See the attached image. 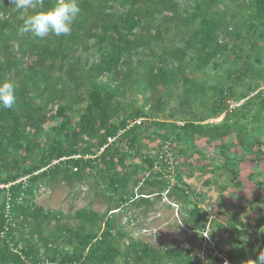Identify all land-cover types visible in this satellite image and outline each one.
<instances>
[{
	"label": "trees",
	"instance_id": "1",
	"mask_svg": "<svg viewBox=\"0 0 264 264\" xmlns=\"http://www.w3.org/2000/svg\"><path fill=\"white\" fill-rule=\"evenodd\" d=\"M55 3L43 0V7ZM79 4L70 35L41 40L18 33L23 20L41 9L17 10L11 0H0V80L14 82L17 96L11 109H0V264H219L223 255L203 263L189 248L135 238L122 216L128 205L152 207L167 191L185 204L182 227L197 240L210 220L202 205L206 195L173 159L189 150L206 158L197 144L205 138L217 156L203 165L226 175L225 191L242 188L238 167L246 157H264V44L258 43L264 39V0ZM207 69L222 72L219 83L198 79L195 73ZM249 78L237 98L235 86ZM136 85L150 93L146 106L122 100ZM172 98H180V107L164 114ZM195 100L202 106L210 101V115L225 114L223 119L187 117ZM254 102L258 124L250 129L244 121ZM138 118L144 120L134 123ZM154 139L158 151L148 153L144 148ZM77 179L99 187L104 211L84 207L63 214L37 204L42 186ZM259 188L253 222L229 218L227 239L216 232L222 221L210 223L216 249L234 264H251L264 251V183ZM224 240L230 248L220 246Z\"/></svg>",
	"mask_w": 264,
	"mask_h": 264
},
{
	"label": "rangeland",
	"instance_id": "2",
	"mask_svg": "<svg viewBox=\"0 0 264 264\" xmlns=\"http://www.w3.org/2000/svg\"><path fill=\"white\" fill-rule=\"evenodd\" d=\"M264 39H259V45H263ZM256 48L253 49L252 55L257 53ZM232 53V52H231ZM138 62H135L134 68L137 70ZM144 64V62H143ZM142 65V63H141ZM136 73V72H134ZM198 79L202 81H208L211 83H219L221 80L222 72L220 70L207 69L205 72L195 73ZM219 74V75H217ZM251 78L247 81H241L235 86L236 97L238 98L241 92L248 90V86ZM264 91V84L260 85L259 90ZM182 89L176 91L181 92ZM85 91V88L83 89ZM258 91H254L251 95L256 94ZM138 85L130 87L123 96L122 100L125 103H134L135 105L142 106L147 103V97ZM154 102V98H151ZM180 98H172L170 103L166 106L164 114H169L173 109L180 107ZM245 99L239 100L236 103H232L231 107L241 105ZM84 104L77 105L81 107ZM207 105L210 106V101H207ZM208 106H202L200 100H195L192 107L194 112L189 114L187 117L195 115L197 119L205 118V122H220L225 114L219 117H213L210 115L211 111ZM256 104L252 105L249 110L250 117L244 121L247 126L252 129L258 124V120L254 119ZM148 108V105L147 107ZM165 117H167L165 115ZM154 139L151 141V145L144 149L149 153L155 154L158 151ZM198 146L206 154V158L199 157V153L195 152L191 155L189 150L186 154H179L173 159L174 164L182 163L181 169L184 172V176L187 182L200 189L201 192L205 193V199L202 201L203 207L209 213V224L207 230L204 231L203 235L199 239H195L192 232L185 233L184 227H182V217L185 211V204L178 199L168 196V192H164L163 199L158 200L152 207H146L142 205L140 208L128 205L126 211H124L122 220L125 223L127 230H134V237L141 239L153 244L157 247H163L165 244H169L174 247L189 248L192 252L199 254L203 263H206L212 255V261L216 256L223 255L222 260L219 264H234L225 255L220 253L216 249L218 244L211 237L212 220L222 221L225 224L224 227L217 229L216 232L221 234L224 239L229 238L231 227L228 224V219L235 216H240L245 221L253 222L257 213L256 208L253 207V198L256 194H261L263 191L259 188V183H264V157H255L254 155L246 157L240 164V178L242 179L243 185L239 190H235L232 185L228 186L225 191H221L222 186L227 184L226 175L220 172V170L214 171V165H207L204 167V163L211 164V159L216 157L213 144H209L205 138L198 140ZM174 166V165H173ZM205 168V169H203ZM163 170V169H161ZM173 174L176 173L175 168L172 167L170 170ZM169 171H165L168 174ZM169 175V174H168ZM173 181L175 180L174 177ZM211 180L209 185H205V181ZM90 181V182H89ZM92 180H75L72 183L62 181L51 186H42L38 191L36 202L39 205L44 206L47 209L61 210L63 214L75 213L77 210L87 207L93 208L98 211H104L107 207V201L103 197L98 195L99 187L92 186ZM154 200L155 196L152 197ZM139 216V219L131 220V217ZM73 225L79 223L78 220L72 219L69 221ZM55 223V220L53 221ZM51 226L48 227V231ZM129 242V239H125ZM126 241H124L126 243ZM221 247L226 249L230 248L228 242L225 240L220 243Z\"/></svg>",
	"mask_w": 264,
	"mask_h": 264
},
{
	"label": "clouds",
	"instance_id": "3",
	"mask_svg": "<svg viewBox=\"0 0 264 264\" xmlns=\"http://www.w3.org/2000/svg\"><path fill=\"white\" fill-rule=\"evenodd\" d=\"M11 4L17 10L41 9L27 16L18 28L21 36L31 34L41 40L49 36L70 35L81 13L79 0H56L54 6L46 9L43 7V0H11ZM16 102L14 82L0 80V109H11ZM250 261L251 264H264V251Z\"/></svg>",
	"mask_w": 264,
	"mask_h": 264
},
{
	"label": "built area",
	"instance_id": "4",
	"mask_svg": "<svg viewBox=\"0 0 264 264\" xmlns=\"http://www.w3.org/2000/svg\"><path fill=\"white\" fill-rule=\"evenodd\" d=\"M143 120H144V118H138L134 123H138V124H140ZM134 123H133V124H134ZM123 131H124V130H122L117 136H111V137H109V138H108V139H109V143H112V142H114L115 140H117L118 136H119L120 134H122ZM102 149H103V148H102ZM22 180L26 181L27 178L25 177V178H23ZM133 220H134V219H133Z\"/></svg>",
	"mask_w": 264,
	"mask_h": 264
}]
</instances>
